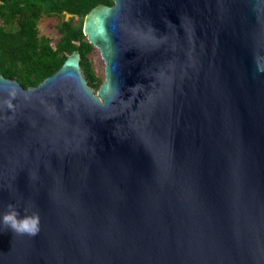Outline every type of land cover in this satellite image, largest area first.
<instances>
[{
  "label": "water",
  "instance_id": "1",
  "mask_svg": "<svg viewBox=\"0 0 264 264\" xmlns=\"http://www.w3.org/2000/svg\"><path fill=\"white\" fill-rule=\"evenodd\" d=\"M39 85L0 74V264H264V0H114ZM11 101L12 107H8Z\"/></svg>",
  "mask_w": 264,
  "mask_h": 264
},
{
  "label": "trees",
  "instance_id": "2",
  "mask_svg": "<svg viewBox=\"0 0 264 264\" xmlns=\"http://www.w3.org/2000/svg\"><path fill=\"white\" fill-rule=\"evenodd\" d=\"M99 3L111 5L114 0H0V74L18 79L25 88L35 87L79 50L83 74L97 91L104 78L94 70L90 54L95 47L84 34L83 24ZM65 14L71 16L64 19ZM45 15L60 17L56 44L40 34L39 21Z\"/></svg>",
  "mask_w": 264,
  "mask_h": 264
},
{
  "label": "clouds",
  "instance_id": "3",
  "mask_svg": "<svg viewBox=\"0 0 264 264\" xmlns=\"http://www.w3.org/2000/svg\"><path fill=\"white\" fill-rule=\"evenodd\" d=\"M8 107H12L11 101H8ZM21 215L20 208L9 204L7 210L0 214V225L5 231L11 230L14 234L28 235L35 237L41 230V217L38 212L29 213V208L23 209Z\"/></svg>",
  "mask_w": 264,
  "mask_h": 264
},
{
  "label": "rangeland",
  "instance_id": "4",
  "mask_svg": "<svg viewBox=\"0 0 264 264\" xmlns=\"http://www.w3.org/2000/svg\"><path fill=\"white\" fill-rule=\"evenodd\" d=\"M71 15L65 14L64 19H68ZM60 20L58 16H43L39 21V31L41 35H45L51 39L52 44H56L60 33L56 28L57 22ZM76 20L78 18L76 17ZM92 64L96 74L102 78L105 77V61L101 55L100 50L95 47L94 51L90 54Z\"/></svg>",
  "mask_w": 264,
  "mask_h": 264
}]
</instances>
